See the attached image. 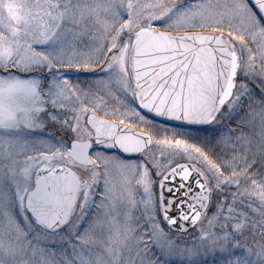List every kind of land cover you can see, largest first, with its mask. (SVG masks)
<instances>
[{
    "label": "snow or ice",
    "instance_id": "1",
    "mask_svg": "<svg viewBox=\"0 0 264 264\" xmlns=\"http://www.w3.org/2000/svg\"><path fill=\"white\" fill-rule=\"evenodd\" d=\"M0 264H264V0H0Z\"/></svg>",
    "mask_w": 264,
    "mask_h": 264
},
{
    "label": "rangeland",
    "instance_id": "2",
    "mask_svg": "<svg viewBox=\"0 0 264 264\" xmlns=\"http://www.w3.org/2000/svg\"><path fill=\"white\" fill-rule=\"evenodd\" d=\"M125 18H127V17H125ZM163 30H167V31H171V32H184V31H207V30H210V29H202V28H167V29H163ZM98 115L107 117L109 119H115L117 121V123H119V121H120V117L105 116L104 112H102V111L99 112ZM125 123L133 124V125H135L136 128L141 129V126L139 124H136L135 121L125 120ZM57 135H59V133H57ZM139 158H141V157L138 156L137 158H133V159H139ZM162 163H166V161H162ZM114 175H115L117 181H119V179H120V173L119 172H115ZM134 215H138V212L137 213H134Z\"/></svg>",
    "mask_w": 264,
    "mask_h": 264
},
{
    "label": "water",
    "instance_id": "3",
    "mask_svg": "<svg viewBox=\"0 0 264 264\" xmlns=\"http://www.w3.org/2000/svg\"><path fill=\"white\" fill-rule=\"evenodd\" d=\"M105 118V117H104ZM108 119V118H106ZM139 130V129H138ZM138 154H124L125 157H135L137 156Z\"/></svg>",
    "mask_w": 264,
    "mask_h": 264
},
{
    "label": "flooded vegetation",
    "instance_id": "4",
    "mask_svg": "<svg viewBox=\"0 0 264 264\" xmlns=\"http://www.w3.org/2000/svg\"><path fill=\"white\" fill-rule=\"evenodd\" d=\"M126 158V157H125ZM137 158V157H136ZM127 159H130V158H127Z\"/></svg>",
    "mask_w": 264,
    "mask_h": 264
}]
</instances>
